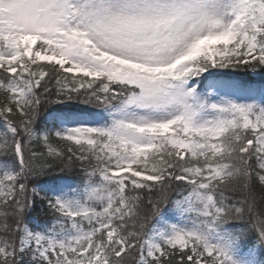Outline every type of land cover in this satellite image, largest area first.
I'll return each instance as SVG.
<instances>
[{"label":"snow or ice","instance_id":"6c2138e0","mask_svg":"<svg viewBox=\"0 0 264 264\" xmlns=\"http://www.w3.org/2000/svg\"><path fill=\"white\" fill-rule=\"evenodd\" d=\"M0 264H264V0H0Z\"/></svg>","mask_w":264,"mask_h":264}]
</instances>
